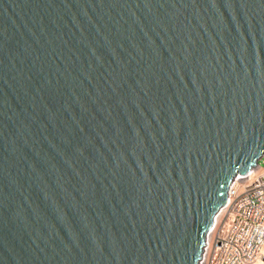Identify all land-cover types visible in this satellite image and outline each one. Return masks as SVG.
<instances>
[{"label": "water", "instance_id": "obj_1", "mask_svg": "<svg viewBox=\"0 0 264 264\" xmlns=\"http://www.w3.org/2000/svg\"><path fill=\"white\" fill-rule=\"evenodd\" d=\"M264 154V0H0V264H199Z\"/></svg>", "mask_w": 264, "mask_h": 264}, {"label": "built area", "instance_id": "obj_2", "mask_svg": "<svg viewBox=\"0 0 264 264\" xmlns=\"http://www.w3.org/2000/svg\"><path fill=\"white\" fill-rule=\"evenodd\" d=\"M199 264H249L264 244V166L238 173L215 214ZM210 228V229H211Z\"/></svg>", "mask_w": 264, "mask_h": 264}, {"label": "bare ground", "instance_id": "obj_3", "mask_svg": "<svg viewBox=\"0 0 264 264\" xmlns=\"http://www.w3.org/2000/svg\"><path fill=\"white\" fill-rule=\"evenodd\" d=\"M257 166V165H256ZM253 168H254V166H253ZM217 217V215H215V218ZM211 235H212V228L207 232V236H206V238H207V241L211 238ZM261 251H263V254L262 255H264V245H263V250H261ZM261 253V252H260ZM259 259L258 260H256V261H253V262H251L252 264H264V259H260V256L258 257ZM250 264V263H249Z\"/></svg>", "mask_w": 264, "mask_h": 264}, {"label": "rangeland", "instance_id": "obj_4", "mask_svg": "<svg viewBox=\"0 0 264 264\" xmlns=\"http://www.w3.org/2000/svg\"><path fill=\"white\" fill-rule=\"evenodd\" d=\"M259 163L264 166V154L259 158ZM261 250H263V246L261 247ZM262 254H263V251H261V253H260V259H264V255H262ZM258 259L259 258L257 257L254 261H256ZM250 264H252V263L250 262Z\"/></svg>", "mask_w": 264, "mask_h": 264}]
</instances>
